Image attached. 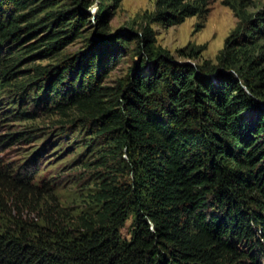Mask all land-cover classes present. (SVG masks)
<instances>
[{"label":"trees","instance_id":"trees-1","mask_svg":"<svg viewBox=\"0 0 264 264\" xmlns=\"http://www.w3.org/2000/svg\"><path fill=\"white\" fill-rule=\"evenodd\" d=\"M53 1L0 0V93L11 87L22 104L29 89L33 107L90 121L89 139L108 144L97 161L106 166L108 157L125 154L121 166L129 180L100 178L92 196L96 211L74 225L5 217L0 264H264V46L260 55L252 53L264 24L229 40L219 66L193 67L155 47L147 26L143 38L110 34L100 12L91 25L89 0H72L81 8L34 20V10ZM208 2L158 0L154 21L172 25L185 15L202 16ZM85 26L95 29L82 51L22 75L24 59L56 57L87 33ZM132 42L140 65L115 88L101 86ZM13 111L23 120L35 114L20 107L4 114ZM10 185L17 198L47 190L35 192L17 175Z\"/></svg>","mask_w":264,"mask_h":264},{"label":"rangeland","instance_id":"rangeland-1","mask_svg":"<svg viewBox=\"0 0 264 264\" xmlns=\"http://www.w3.org/2000/svg\"><path fill=\"white\" fill-rule=\"evenodd\" d=\"M53 2L50 7L34 10V20L43 18L48 12L68 7L81 8L80 3L74 5L72 0H54ZM89 3L91 4L92 0H89ZM211 3L212 0H209L208 4ZM224 3L241 10L249 4L261 6V11L256 14L255 18H245L241 29L231 39H234L237 34L239 35L243 31L247 33L256 25L264 24V0H224ZM38 4V2L35 3L32 8H35ZM117 7H115L114 0H99L98 12L104 17L106 29L110 34H121L128 31L135 33L138 28L146 26L144 23L137 24L133 22L118 29L115 33L110 32L108 21L112 19ZM87 9L85 11L90 17ZM205 10V13L201 16L202 18L209 11L207 7H205ZM89 17L90 24L94 25L95 23ZM257 18H262V21ZM145 19L148 24L155 23L158 25V30L152 31L154 38L160 36L161 31H163L165 33L163 40L171 39L166 34V30L170 25L154 21V16H145ZM248 19L257 23L253 22L254 24H252ZM85 27L87 33L66 45L56 57L24 59L19 68L21 71L28 70V72H24L22 75L33 74L31 70L35 66L49 68L55 65L60 58L74 56L82 51L86 45L85 36L91 34L92 30L95 29H91L92 26ZM199 27L201 26L198 25L197 28L199 29ZM254 36L258 41L257 45L254 48L252 47L253 49L250 48L253 50V54H255L256 49L261 50V47L264 46V36L263 39L255 34ZM135 46V43L132 42L124 49L125 53L117 59L114 69L105 78L101 79V86L115 88L118 83L122 84L131 75V69L135 64L140 65V57L135 53ZM199 51L189 46L186 49L179 50L178 55L191 57L197 60V65H199L197 59ZM171 58L176 62L173 57ZM204 64L212 66L208 62ZM14 93L11 87L5 88L0 93V137L18 132H24L25 135L10 143L8 141L3 142L4 139H0V221L5 217L15 216L33 226H48L49 223L47 222L52 220L66 225H74L79 217L93 215L97 206L92 200V196L97 192L100 178L106 176V181L112 180L117 184L128 182L127 171L122 169L121 166L124 162H127L126 155L122 154L121 157L117 158L108 157L107 165L104 166L103 161L99 159L97 161V158L102 154H106L105 150L108 149V144L103 138L89 139L94 132L90 121L83 120L76 113L62 116L53 109L46 110L41 106L33 107L35 103L31 100L32 92L29 89L25 92L28 99L24 100L22 104H20L19 96L14 95ZM30 96L31 98H29ZM46 104L50 106V104ZM19 107L22 110L26 109L27 113L34 111L35 114L27 115L25 120L12 117V113H16L15 111L4 114L7 110ZM27 138L28 141L25 140ZM90 140L92 142L89 144ZM16 175L22 178L25 183L27 182L29 188L32 187L35 192V189H42L44 186L47 190L39 195H37V192L35 194L27 192L21 198H17L15 191L9 188ZM7 213H10V215ZM130 222L129 219L122 229L121 234L124 238H128Z\"/></svg>","mask_w":264,"mask_h":264},{"label":"clouds","instance_id":"clouds-1","mask_svg":"<svg viewBox=\"0 0 264 264\" xmlns=\"http://www.w3.org/2000/svg\"><path fill=\"white\" fill-rule=\"evenodd\" d=\"M187 4L188 0H183ZM209 9L205 17H201L199 12L185 15L179 23L170 25L166 34L170 40H163L164 32L155 37V46L161 51L167 52L177 63L191 64L197 67V60L187 56L178 55L179 50L189 46L200 50L199 66L208 62L212 66H218L220 57L228 47V41L241 29L245 18H255L261 11V6L249 4L242 10L234 8L224 0H212L206 5ZM90 19L95 23L94 16L99 11V0H92L88 6ZM158 12V0H119V5L112 19L108 21L109 31L115 33L118 29L130 25L133 22L144 23L153 32L158 30L155 23L148 24L145 16L153 17ZM200 25L199 29L197 26ZM137 36L143 38L142 28L137 29ZM256 55H260V50L256 49Z\"/></svg>","mask_w":264,"mask_h":264}]
</instances>
